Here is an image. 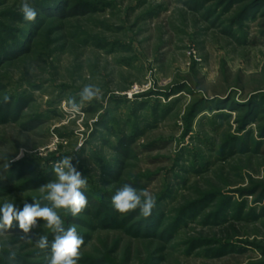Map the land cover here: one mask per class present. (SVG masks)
Masks as SVG:
<instances>
[{
  "label": "rangeland",
  "instance_id": "1",
  "mask_svg": "<svg viewBox=\"0 0 264 264\" xmlns=\"http://www.w3.org/2000/svg\"><path fill=\"white\" fill-rule=\"evenodd\" d=\"M46 1L29 23L0 0V39L23 44L0 60V206L50 207L39 187L73 156L88 204L56 211L78 264H264V0ZM88 84L101 99L70 112ZM124 184L156 197L153 234L114 210ZM36 234L54 239L40 220L26 243L14 221L0 264H47Z\"/></svg>",
  "mask_w": 264,
  "mask_h": 264
},
{
  "label": "clouds",
  "instance_id": "2",
  "mask_svg": "<svg viewBox=\"0 0 264 264\" xmlns=\"http://www.w3.org/2000/svg\"><path fill=\"white\" fill-rule=\"evenodd\" d=\"M20 11L26 22L34 23L38 12L30 3V0H22ZM76 96L70 97L67 101L69 110L72 113H79L81 106L85 103H91L93 100H100L102 97L101 89L94 85H85ZM11 97L4 94L0 103L7 104ZM24 150L13 160L5 158V167L8 168L11 163H15L23 155ZM73 156H65L52 166V171L56 177L46 184L39 187L42 198L51 203V206H41L39 201L33 200V203H24L22 209H17L13 203L5 202L0 206V235L8 232L13 227L14 221L18 222L19 229L25 234L19 237L26 243H33L32 237L28 236L31 230L38 226V221L44 222L47 228L54 236L49 243L47 235L36 234L35 246L41 251H48L47 264H78L81 259V248L84 245L83 238L77 232L76 225H70L67 229L64 227V220L56 211L65 210L73 217L79 215L88 204L87 197L82 189L87 188V179L77 171L72 163ZM115 211L121 215L139 210L144 218L152 215L156 207V197L148 190H137L129 184L120 187L111 199ZM16 252H10L9 259L14 260Z\"/></svg>",
  "mask_w": 264,
  "mask_h": 264
},
{
  "label": "trees",
  "instance_id": "3",
  "mask_svg": "<svg viewBox=\"0 0 264 264\" xmlns=\"http://www.w3.org/2000/svg\"><path fill=\"white\" fill-rule=\"evenodd\" d=\"M40 4H41V6H42V8H45V7H47L46 5H50V3H48L46 0L45 1H43V0H40ZM58 7L59 6H56V7H50V8H55V11L58 9ZM62 11V10H61ZM60 11V12H61ZM63 12V11H62ZM11 39V42H6L5 40H2V39H0V60L2 59L1 57L3 56V54L4 55H8V54H10L11 56L12 55H14L15 53H17V52H19L22 48H23V44H22V42L21 41H15V39L14 38H10ZM24 40H26V39H24ZM9 55V56H10ZM123 145H125V144H129L128 143V141H123V143H122ZM110 173V172H109ZM94 204H100V207H98V210H100V211H102V203H98V202H96V203H94ZM159 217H161L160 215H154V214H152L149 218H151L150 219V221L149 220H145V221H143L144 222V224L142 225V228L140 229V226H139V224L135 227V228H137L138 230H140V231H144V233L143 234H145V235H150V234H153V227L157 224V222H159L160 221V218ZM107 220V221H106ZM105 221H106V223H108L109 224V221H110V219H109V217L108 218H106L105 219ZM144 227V228H143ZM167 232V231H166Z\"/></svg>",
  "mask_w": 264,
  "mask_h": 264
}]
</instances>
